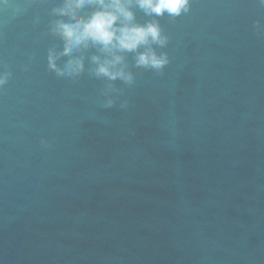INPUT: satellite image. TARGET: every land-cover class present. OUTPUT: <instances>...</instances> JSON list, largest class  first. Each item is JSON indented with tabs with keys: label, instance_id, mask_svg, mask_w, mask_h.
<instances>
[{
	"label": "water",
	"instance_id": "1",
	"mask_svg": "<svg viewBox=\"0 0 264 264\" xmlns=\"http://www.w3.org/2000/svg\"><path fill=\"white\" fill-rule=\"evenodd\" d=\"M62 5H0V264H264V7H134L137 23L159 21L168 44L152 47L170 63L124 53L129 85L90 71L93 46L57 60L82 57L79 76L48 70Z\"/></svg>",
	"mask_w": 264,
	"mask_h": 264
},
{
	"label": "clouds",
	"instance_id": "2",
	"mask_svg": "<svg viewBox=\"0 0 264 264\" xmlns=\"http://www.w3.org/2000/svg\"><path fill=\"white\" fill-rule=\"evenodd\" d=\"M7 0H0L6 5ZM264 7V0H257ZM192 0H63L62 7L53 9V14L64 19L54 20L50 25L51 34L64 41L63 51L57 53L50 49L47 56L48 70L69 77L79 76L84 71L82 57L72 56L66 64L59 66L57 60L62 55H70L77 50L97 47L103 56L93 55V71L98 77L109 81L120 79L132 85L133 74L127 70L124 53H136V66L155 69L161 72L169 63L167 53H157L153 44L164 47L169 37L164 34L158 20L145 24L136 22L133 11L137 7L148 16L179 17L191 11ZM83 9L91 11L83 12ZM38 23V18L34 24ZM258 35H264V24L256 21L253 25ZM143 48V51L139 49ZM27 71V66L24 67ZM12 73L6 66L0 65V89L10 80ZM106 95V94H105ZM116 101L107 97L104 108H111ZM121 109L128 107V101L121 103ZM41 144L51 147L47 137L41 138Z\"/></svg>",
	"mask_w": 264,
	"mask_h": 264
}]
</instances>
